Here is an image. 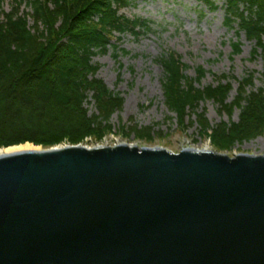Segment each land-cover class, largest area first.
<instances>
[{"label": "water", "instance_id": "95a60500", "mask_svg": "<svg viewBox=\"0 0 264 264\" xmlns=\"http://www.w3.org/2000/svg\"><path fill=\"white\" fill-rule=\"evenodd\" d=\"M0 264H264V155L0 157Z\"/></svg>", "mask_w": 264, "mask_h": 264}, {"label": "rangeland", "instance_id": "374dc122", "mask_svg": "<svg viewBox=\"0 0 264 264\" xmlns=\"http://www.w3.org/2000/svg\"><path fill=\"white\" fill-rule=\"evenodd\" d=\"M125 1L119 14L148 22L150 31L141 30L137 37L131 33H114L110 43L120 51L114 52L111 47L97 55L92 62L99 70L87 77L88 81L101 82L117 98L98 100V95L86 89L81 109L74 106L62 109L58 124L45 137L2 146L0 150L26 145L39 151L68 146L93 149L128 145L138 149L160 148L173 154L208 147L210 152L231 158L242 154L264 155V113L251 114L245 120L241 113L244 94L264 93V63L252 56L258 48L256 41H250L237 25L226 27V0ZM13 2L2 0L0 21L4 22L13 13L22 17L29 14V30L33 33L42 29L26 6H16ZM206 2L212 3L214 9ZM49 11L57 30L61 17L51 6ZM63 43L60 39V48ZM236 43L241 45L239 55L232 53ZM51 46L47 39L39 40L37 45L40 52L47 54ZM61 58L66 57L61 55ZM171 59L182 66L180 74L186 82L180 79L179 84L183 88L192 82L198 89L211 86L228 91L179 111L171 95L174 89L170 87V76L162 63ZM200 67L206 74L197 82ZM248 75L254 76L250 86L243 82ZM263 98L264 94L260 100L264 101ZM94 117L100 120L94 122ZM54 141L59 142L50 146L40 144ZM222 144L230 148L219 149Z\"/></svg>", "mask_w": 264, "mask_h": 264}, {"label": "trees", "instance_id": "16d2710c", "mask_svg": "<svg viewBox=\"0 0 264 264\" xmlns=\"http://www.w3.org/2000/svg\"><path fill=\"white\" fill-rule=\"evenodd\" d=\"M13 3L26 6L42 29L33 33L29 30V14L22 17L13 13L7 15L4 22L0 21V147L45 137L58 124L62 109L69 106L81 109L86 89L98 95V100L117 98L109 94L101 82L87 80L99 70L92 61L111 47L114 52L120 51L110 43L114 33H131L137 37L141 30L150 31L148 22L119 14L127 3L125 0H14ZM206 3L214 9L212 3ZM49 6L61 17L57 30ZM225 25L228 29L237 25L250 41H256L258 48L252 56L261 58L264 63V0H226ZM43 39L52 43L48 54L37 47ZM60 39L65 41L62 48L58 44ZM232 53L241 54L239 43L233 45ZM162 63L170 76V87L174 89L171 95L179 111L211 95L220 97L228 91L211 86L198 89L191 85L192 82H187L183 88L179 84L180 79L186 82L180 74L182 66L172 59ZM205 74L203 68H198L196 81L202 80ZM253 80L254 76L248 75L243 82L250 86ZM262 94L259 91L257 95H243V120L251 114L264 113ZM97 120L100 119L94 117L93 121ZM58 142L40 144L50 146ZM219 147L227 150L230 145Z\"/></svg>", "mask_w": 264, "mask_h": 264}, {"label": "bare ground", "instance_id": "6f19581e", "mask_svg": "<svg viewBox=\"0 0 264 264\" xmlns=\"http://www.w3.org/2000/svg\"><path fill=\"white\" fill-rule=\"evenodd\" d=\"M129 147H131V146H129ZM56 149H63V147L62 148H56ZM31 151H39V149L34 148L32 146H29V145L3 149V150H0V157L11 155V154H16V153H20V152H31ZM184 151L210 152L208 150V147H206L202 150L184 149Z\"/></svg>", "mask_w": 264, "mask_h": 264}]
</instances>
